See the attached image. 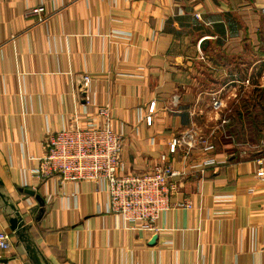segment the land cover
Here are the masks:
<instances>
[{
    "label": "crops",
    "instance_id": "0c3cea01",
    "mask_svg": "<svg viewBox=\"0 0 264 264\" xmlns=\"http://www.w3.org/2000/svg\"><path fill=\"white\" fill-rule=\"evenodd\" d=\"M37 6L55 11L41 25L27 16ZM263 9L264 0H0L1 190L37 257L0 200V231L12 236L4 261L264 264V182L251 146L215 145L219 164L201 170V144L170 152L219 118L216 99L247 105L264 95ZM98 105L123 137L120 175L160 164L184 173L156 234L124 226L90 182L32 175L47 134L83 126ZM188 200L190 209L179 206Z\"/></svg>",
    "mask_w": 264,
    "mask_h": 264
},
{
    "label": "built area",
    "instance_id": "2783aa9c",
    "mask_svg": "<svg viewBox=\"0 0 264 264\" xmlns=\"http://www.w3.org/2000/svg\"><path fill=\"white\" fill-rule=\"evenodd\" d=\"M54 13L55 11L48 12L44 6H37L29 10L27 16L36 17V25H41L50 20ZM196 17L200 16L196 14ZM82 82L85 91L92 82L91 76H83ZM222 106L223 101L220 99L213 102L216 112ZM110 121V108L98 105L83 126L75 120V125L47 134L45 152L39 158L32 175L41 181L55 178L60 184L90 182L96 187L97 194L109 197L110 213L118 215L124 226L135 229L139 227L156 234L159 231L157 221L170 209L171 199L177 192V178L184 173L169 164H160L148 172L120 175L124 141L122 135L112 128ZM151 121L152 118L149 117L148 124ZM195 138L194 133L188 132L174 139L170 152L175 153L181 147H186L189 151L203 144ZM207 143H204L203 150L208 155L201 163L202 169L217 167L219 164L213 154V147ZM252 150H260L253 164L256 177L264 182V140ZM179 206L190 209L192 204L188 200ZM11 248V234L0 231V264H8L3 258Z\"/></svg>",
    "mask_w": 264,
    "mask_h": 264
},
{
    "label": "rangeland",
    "instance_id": "374dc122",
    "mask_svg": "<svg viewBox=\"0 0 264 264\" xmlns=\"http://www.w3.org/2000/svg\"><path fill=\"white\" fill-rule=\"evenodd\" d=\"M261 98L263 102L255 110L251 106L255 102H249L251 103L249 105L243 103H237L235 105L233 100L224 101L222 97L223 100L221 101H223V106L219 111V118H212L209 122L202 120L205 125L200 134L198 136L196 135L195 140L197 142L200 140L203 143L201 144L203 146L202 149H204V143L208 142L207 144H210L214 151L215 145L221 146V144L229 143L231 140L234 144H247V146H251V150L252 148L254 149L264 140V138L260 139L262 136L261 133L264 135V97ZM240 115L241 118L239 117ZM242 126H245V130H241ZM258 151L260 152V150ZM258 151L254 154L253 160L259 156ZM250 152L254 153L255 151L252 150Z\"/></svg>",
    "mask_w": 264,
    "mask_h": 264
},
{
    "label": "water",
    "instance_id": "95a60500",
    "mask_svg": "<svg viewBox=\"0 0 264 264\" xmlns=\"http://www.w3.org/2000/svg\"><path fill=\"white\" fill-rule=\"evenodd\" d=\"M2 182L0 180V200L10 208L13 212L12 216L9 218L10 229L15 235H17L23 243H27L26 251L31 256L32 260H36L37 257L34 255L32 247L30 245L31 241L28 236V231L30 230V226H27L23 216L20 214V211L14 206L11 205L10 202L5 198L4 194L1 190ZM27 193L30 195H34V192L27 190ZM156 238L153 239L155 242Z\"/></svg>",
    "mask_w": 264,
    "mask_h": 264
},
{
    "label": "trees",
    "instance_id": "16d2710c",
    "mask_svg": "<svg viewBox=\"0 0 264 264\" xmlns=\"http://www.w3.org/2000/svg\"><path fill=\"white\" fill-rule=\"evenodd\" d=\"M262 97H264V95H263ZM262 102H263V99H262V98H258V102H255V103L252 102L253 104H251V103H247V105L251 104V106H253L254 109L256 110V108H258V105H261ZM239 117L241 118V115H240ZM255 117H257V115H255ZM257 118H258V117H257ZM242 119H243V118H242ZM241 130H245V126H242ZM261 135H262V136H261L260 139L264 138L263 133H261ZM255 154H256V152H255Z\"/></svg>",
    "mask_w": 264,
    "mask_h": 264
}]
</instances>
